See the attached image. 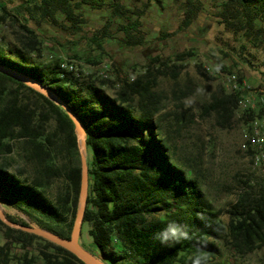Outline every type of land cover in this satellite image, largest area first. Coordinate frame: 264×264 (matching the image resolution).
<instances>
[{
  "label": "trees",
  "instance_id": "16d2710c",
  "mask_svg": "<svg viewBox=\"0 0 264 264\" xmlns=\"http://www.w3.org/2000/svg\"><path fill=\"white\" fill-rule=\"evenodd\" d=\"M6 1L14 4L15 15L11 17L7 6L0 2V22L11 17L13 22H21L23 33H17L15 43L0 44V66L49 88L85 128L91 155L84 225L88 226L95 255L106 264H192V258L202 252L208 264H228L220 259L224 249L245 255L264 248V173H258L261 177L255 179L245 175L225 223L221 219L223 212L214 206L205 190L198 164L181 162L174 156L169 129L175 125L179 132L194 122L195 115L163 112L166 96L156 88L159 76L171 78L176 87L180 63L194 52L176 55L177 64L172 67L160 57L153 58L152 63L161 62L157 72L149 65L142 74L115 81L76 75L64 69L60 60H42L44 42L29 26L31 23L57 24L61 15L64 21L60 25L79 33L85 23L84 7L110 11L108 24L90 40L97 50L104 51L113 20L118 17L128 21L119 26L124 34L122 43L127 47L143 45L140 18L144 11L133 19L131 15L135 13L122 0ZM153 2L161 5L163 0H147L144 8ZM200 5L187 0L181 30L192 25ZM220 8L222 23L236 35L246 39L264 32V0H221ZM198 69L203 77L213 79L202 66ZM236 78L237 89L229 91L220 86L202 110V117L215 114L216 123L223 129L235 122L251 125L254 119L264 117V99L257 108L241 110L247 88L243 75ZM110 84L113 94L106 90ZM187 94L178 95L173 90L179 103L177 111L183 107L180 99ZM171 116L175 123L166 125ZM15 141L22 142L34 176L23 178L22 170L14 173L8 163L0 164L1 201L28 215L39 228L69 239L79 210L82 182L75 124L56 102L0 71V155L12 154ZM248 153L255 170V151ZM57 179L64 184L52 198L48 191ZM172 222L186 225L191 239L172 246L161 244L156 235ZM0 228L7 238L16 237L20 242L39 240L37 258L42 264H84L70 251L10 228L1 220ZM202 242L206 246L202 247Z\"/></svg>",
  "mask_w": 264,
  "mask_h": 264
},
{
  "label": "rangeland",
  "instance_id": "374dc122",
  "mask_svg": "<svg viewBox=\"0 0 264 264\" xmlns=\"http://www.w3.org/2000/svg\"><path fill=\"white\" fill-rule=\"evenodd\" d=\"M0 2L7 6L11 17L15 15L12 9L14 4L6 0ZM186 2L187 0H163L161 5L153 2L145 9L147 0H122L135 13L131 15L133 19H137V14L144 11L140 18L144 34V43L141 46L127 47L122 43L124 34L119 31V26L127 24L128 21L118 17L113 20L111 38L105 42L104 51L97 50L90 40L111 19V12L107 10L84 7L85 23L79 33L62 27L60 23L64 20L61 15L57 24L43 22L40 25L31 23L29 26L35 29L44 42V62L56 59L61 63L75 61L83 76H91L95 80L115 81L118 78L135 77L144 73L149 65L157 72L161 62L152 63L153 58L160 57L172 67L177 64L176 55L187 51L194 52V56L180 63L177 86L175 87L171 78L159 76L156 90L164 91L166 96L163 112L175 110L182 115H195L194 122L188 123L179 132L175 125L169 129L170 144L175 158L181 162L198 164L205 190L214 206L223 212L221 219L227 223V210L235 202L245 175L253 179L261 177L264 161L254 170L252 156L248 151H255L256 146L250 144L248 150L242 149L243 144L248 143L252 136L250 124L235 122L230 128L223 129L216 123L215 114L202 117V110L220 86L232 90L229 82L232 75H243L245 79L247 90L240 105L241 110L248 106L257 108L264 99V32L260 35L253 33L254 36L244 39L228 30L218 15L221 0H194L197 5L201 3L200 11L192 25L181 30L186 17ZM11 17L6 22H0V44L15 43L17 33H23L19 27L21 22H13ZM262 28L264 30V24ZM198 66H202L213 79L203 77ZM219 66L227 68V71ZM112 87V84L106 86L109 94H113ZM174 89L178 95L188 92L186 97L180 99L183 107L178 111L176 104L179 103L173 95ZM173 123L175 117L171 116L166 125ZM13 145L12 154L0 155V164L8 163L12 172L19 174L22 170L23 178H33L34 168L25 158L22 142L15 141ZM90 155L87 150V160ZM63 184L61 179H57L48 195L53 198ZM3 211L18 223L24 222L28 226L39 228L23 212L5 204ZM79 242L94 253L87 225L83 226ZM40 248L39 240L20 242L16 237L7 238L4 230L0 228V264H42L37 258ZM220 259L227 260L228 264H264V248L245 255L224 249V255Z\"/></svg>",
  "mask_w": 264,
  "mask_h": 264
},
{
  "label": "water",
  "instance_id": "95a60500",
  "mask_svg": "<svg viewBox=\"0 0 264 264\" xmlns=\"http://www.w3.org/2000/svg\"><path fill=\"white\" fill-rule=\"evenodd\" d=\"M0 71L25 83L35 91L41 93L42 95L56 102L67 112V114L75 124L78 147L81 155V167H82V182H81V191H80L79 210L71 237L69 239L53 234L42 228L26 226L11 221L3 211V202L1 201V199H0V220L10 228L22 230L24 232L36 235L70 251L72 254L77 256L84 264H106L101 257L85 249L79 242V238L82 234V229L84 226V220H85V214H86V208H87L88 196H89V166L86 156L87 135L82 122L77 117V115L72 110L69 109V107L65 103L59 100L49 88L43 86L41 83H38L33 79L22 76L16 73L15 71L2 66H0Z\"/></svg>",
  "mask_w": 264,
  "mask_h": 264
},
{
  "label": "built area",
  "instance_id": "2783aa9c",
  "mask_svg": "<svg viewBox=\"0 0 264 264\" xmlns=\"http://www.w3.org/2000/svg\"><path fill=\"white\" fill-rule=\"evenodd\" d=\"M62 67L76 75H80L81 73L78 71V65L75 61H69L61 63ZM107 77L106 75H103ZM237 78L236 75H232L229 77V82L231 85V89L235 90L238 88L237 86ZM252 136L250 137L248 143L243 144L242 149L248 150L250 144L256 146L255 150V158H254V167H259L261 162L264 161V117L261 119H254L251 122ZM264 173V169H263Z\"/></svg>",
  "mask_w": 264,
  "mask_h": 264
},
{
  "label": "clouds",
  "instance_id": "9594fccd",
  "mask_svg": "<svg viewBox=\"0 0 264 264\" xmlns=\"http://www.w3.org/2000/svg\"><path fill=\"white\" fill-rule=\"evenodd\" d=\"M201 218L203 215L201 214ZM156 239L160 241L161 244L172 246L178 244L183 240L191 239L189 230L186 225H180L178 223H169L162 231L157 233ZM206 246V243L202 242V247ZM192 264H208L207 255L202 252H198L192 258Z\"/></svg>",
  "mask_w": 264,
  "mask_h": 264
}]
</instances>
